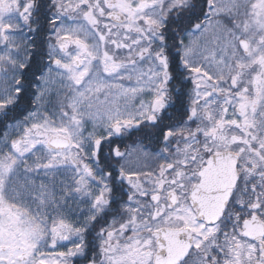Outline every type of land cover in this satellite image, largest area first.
Listing matches in <instances>:
<instances>
[{
    "label": "snow or ice",
    "instance_id": "1",
    "mask_svg": "<svg viewBox=\"0 0 264 264\" xmlns=\"http://www.w3.org/2000/svg\"><path fill=\"white\" fill-rule=\"evenodd\" d=\"M0 264H264V0H0Z\"/></svg>",
    "mask_w": 264,
    "mask_h": 264
}]
</instances>
